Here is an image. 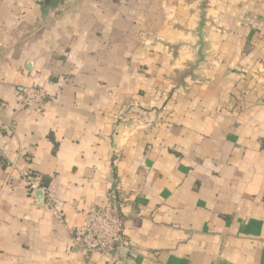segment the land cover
Masks as SVG:
<instances>
[{
  "label": "crops",
  "instance_id": "0c3cea01",
  "mask_svg": "<svg viewBox=\"0 0 264 264\" xmlns=\"http://www.w3.org/2000/svg\"><path fill=\"white\" fill-rule=\"evenodd\" d=\"M263 145L264 0H0V264H264ZM112 188L129 246L73 248Z\"/></svg>",
  "mask_w": 264,
  "mask_h": 264
},
{
  "label": "built area",
  "instance_id": "2783aa9c",
  "mask_svg": "<svg viewBox=\"0 0 264 264\" xmlns=\"http://www.w3.org/2000/svg\"><path fill=\"white\" fill-rule=\"evenodd\" d=\"M46 94L40 87H29L22 91V98L17 103V112L27 114H41L45 109ZM264 152V145H263ZM22 181L26 191L33 195L36 192L43 194L44 205L57 215L56 198L53 184L43 185L38 175L24 173ZM122 204L117 190L111 189L105 195L102 203L88 208L84 212V220L80 225L68 228L71 245L88 254L110 255L119 249L129 246L124 235V221L120 215Z\"/></svg>",
  "mask_w": 264,
  "mask_h": 264
}]
</instances>
